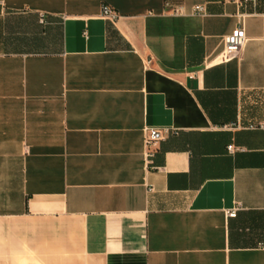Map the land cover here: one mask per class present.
Instances as JSON below:
<instances>
[{
	"label": "crops",
	"instance_id": "0c3cea01",
	"mask_svg": "<svg viewBox=\"0 0 264 264\" xmlns=\"http://www.w3.org/2000/svg\"><path fill=\"white\" fill-rule=\"evenodd\" d=\"M263 121L264 0H0V264H264Z\"/></svg>",
	"mask_w": 264,
	"mask_h": 264
},
{
	"label": "built area",
	"instance_id": "2783aa9c",
	"mask_svg": "<svg viewBox=\"0 0 264 264\" xmlns=\"http://www.w3.org/2000/svg\"><path fill=\"white\" fill-rule=\"evenodd\" d=\"M256 0H234V3L239 6H245L248 3H255ZM194 13H202L203 14V8L201 6H195L193 8ZM171 13L176 16H181L184 14V11L182 7L174 6L171 10ZM101 16L108 21H114L117 17V14L108 6H102L101 8ZM240 21L241 25L235 29H233L228 35L223 37V48L216 56L215 60L220 63H228L234 59H236L245 42L247 41L245 30L243 28V19L245 18V15H240ZM39 23L43 25L45 23L44 21V15L39 14ZM262 129H264V121L260 126ZM164 138V132L159 130H149L145 136L144 139V146L146 151V158L147 162H150L149 159L153 155V149L155 146ZM231 149V147H229ZM234 215V212L229 214L230 217Z\"/></svg>",
	"mask_w": 264,
	"mask_h": 264
},
{
	"label": "trees",
	"instance_id": "16d2710c",
	"mask_svg": "<svg viewBox=\"0 0 264 264\" xmlns=\"http://www.w3.org/2000/svg\"><path fill=\"white\" fill-rule=\"evenodd\" d=\"M108 31H109V33L111 32V29L110 28H108Z\"/></svg>",
	"mask_w": 264,
	"mask_h": 264
}]
</instances>
